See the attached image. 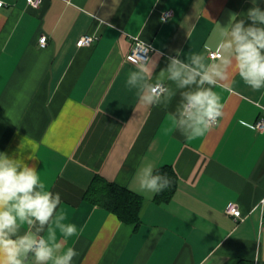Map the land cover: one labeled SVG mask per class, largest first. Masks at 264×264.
Segmentation results:
<instances>
[{"label": "crops", "instance_id": "0c3cea01", "mask_svg": "<svg viewBox=\"0 0 264 264\" xmlns=\"http://www.w3.org/2000/svg\"><path fill=\"white\" fill-rule=\"evenodd\" d=\"M2 1L0 153L35 167L44 190L61 198L41 231L18 220L13 238L42 236L54 250L45 264L69 247L78 253L70 264H264V129L256 127L264 87L254 91L234 61L225 68L210 57L231 40L235 23L264 28L248 17L253 7L264 12V0ZM83 35L96 38L79 46ZM136 38L155 48L146 63L127 58ZM173 57L202 73L218 64L225 72L215 87L203 85L220 96L222 116L202 137L190 140L176 127L182 94L197 85L179 88L160 75ZM136 66L147 76L145 91L167 85L154 105L126 84ZM147 164L175 170L170 200L139 190ZM96 176L142 196L138 223L87 196ZM230 203L242 219L227 213ZM62 214L60 223L74 224L78 235L56 226ZM21 259L37 264L31 252Z\"/></svg>", "mask_w": 264, "mask_h": 264}, {"label": "clouds", "instance_id": "9594fccd", "mask_svg": "<svg viewBox=\"0 0 264 264\" xmlns=\"http://www.w3.org/2000/svg\"><path fill=\"white\" fill-rule=\"evenodd\" d=\"M255 2V0H253ZM248 17L253 25L259 21L264 24V12L258 7L248 10ZM264 28L255 26L244 27L243 21L237 22L231 29V40L222 49L218 60L227 68L235 62L239 77L251 89L260 90L264 87ZM198 57H193L192 63H198ZM137 70L129 72L126 84L136 87L140 99L148 105L158 102V89L155 87L145 91L147 80L144 68L136 66ZM167 78L176 82L177 87L184 88L192 84L197 85L196 91L184 92L181 109L176 127L188 139L204 136L206 131L222 116L220 96L212 87L205 88L204 84L215 87V79L223 80L225 72L218 64L214 70L200 72L196 67L188 65L173 57L166 70ZM199 77V79H197ZM171 95V94H170ZM138 188L141 192L158 194L171 186V180L166 175H153V166L147 164L138 178ZM45 184L41 181L35 167L20 166L7 155L0 153V264H23L21 257L33 253L37 264H45L53 260V247L44 239H36L32 234H25L13 238L18 230L19 220L32 225L38 222L41 231L58 210L61 198L58 193L45 191ZM66 214L57 218L56 226L65 237L78 235L74 224H61ZM82 231V230H81ZM50 238L55 239L54 232L49 229ZM77 251L69 247L62 255L54 259V264H70Z\"/></svg>", "mask_w": 264, "mask_h": 264}, {"label": "trees", "instance_id": "16d2710c", "mask_svg": "<svg viewBox=\"0 0 264 264\" xmlns=\"http://www.w3.org/2000/svg\"><path fill=\"white\" fill-rule=\"evenodd\" d=\"M166 175L171 180V186L156 194V200L168 201L174 195L178 187V177L170 165L160 166L153 172V175ZM87 196L95 203H98L114 212L121 220L128 223H138L140 220V209L143 198L128 187L118 185L96 176Z\"/></svg>", "mask_w": 264, "mask_h": 264}, {"label": "built area", "instance_id": "2783aa9c", "mask_svg": "<svg viewBox=\"0 0 264 264\" xmlns=\"http://www.w3.org/2000/svg\"><path fill=\"white\" fill-rule=\"evenodd\" d=\"M27 2L29 3V5H31L33 7H39L42 3V0H27ZM2 5H4V1L0 0V6H2ZM172 14H173V10L169 9L168 11H166L163 14V19H167ZM95 38L96 37L94 35H83L78 40V45L79 46L89 45V44L94 42ZM47 42H48L47 35H42L40 37V44L42 46H45L47 44ZM154 50H155V48L152 45V43L142 41V40L136 38L132 43V46L128 52L127 58L134 63L143 64V63H146L150 59V56ZM219 54L220 53L218 52V50L211 51L210 57L212 59H215L218 57ZM153 87H155L156 89L159 90L158 94H157L158 96H160L162 93H164L167 90V85L165 83H157V84H154L151 86V88H153ZM218 120H219V118L217 119V121L214 124H216L218 122ZM256 127L258 129H264V118L261 117L260 119H258V121L256 122ZM226 211L230 215L234 216L236 219H242V217H243L242 211L236 203H230V205H228ZM37 239L39 240V239H44V238L42 236H40Z\"/></svg>", "mask_w": 264, "mask_h": 264}]
</instances>
